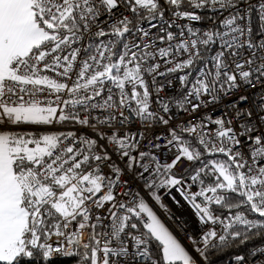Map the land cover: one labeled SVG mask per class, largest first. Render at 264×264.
Returning <instances> with one entry per match:
<instances>
[{
    "label": "snow or ice",
    "instance_id": "snow-or-ice-1",
    "mask_svg": "<svg viewBox=\"0 0 264 264\" xmlns=\"http://www.w3.org/2000/svg\"><path fill=\"white\" fill-rule=\"evenodd\" d=\"M261 237L264 0H0V264H209Z\"/></svg>",
    "mask_w": 264,
    "mask_h": 264
},
{
    "label": "built area",
    "instance_id": "built-area-1",
    "mask_svg": "<svg viewBox=\"0 0 264 264\" xmlns=\"http://www.w3.org/2000/svg\"><path fill=\"white\" fill-rule=\"evenodd\" d=\"M203 15L205 17H208V16H213L214 14L212 12H210V11H204ZM215 15H219V14L217 13ZM211 24H212L211 20L205 19L204 21H202L197 26L202 27V28H207V27L211 26ZM216 24H217V26H219V20H217ZM230 103H231V99L224 98L221 103L215 105L214 106L215 115L219 116L225 110V106L229 105ZM207 111L212 112L213 111V107H209L207 109ZM139 128H140L139 124H134V125L131 126V131H137V130H139ZM165 131H166V129H164V128L155 127V128H153L151 130V132L149 134L152 135V136H155V135L160 134L161 132H165ZM161 142H163V141H161ZM104 171L107 172L108 169H104ZM125 178L127 179L128 177H125ZM133 186L135 187L136 185H133ZM123 190H124L123 188L120 189V191H123ZM173 195H177V198L179 199L178 194H176L174 191H173ZM165 200L169 204V206L173 208V211L176 213L177 217H182L185 220L189 219L190 209L188 207L185 206V207L177 208L170 199H168L166 197ZM162 219L165 220V222L169 225V227L174 232L176 231L175 224L172 221H169L167 219V217H164V216H162ZM192 231L193 232H198L199 231L198 226L193 225ZM176 234L179 236V238L182 240V242L185 244V246L191 251L192 250L191 249V245L184 238V236L182 234L178 233V232ZM262 245H264V244H262ZM64 257H66V256H62V255L61 256H54L51 260H61ZM229 264H233V262H231Z\"/></svg>",
    "mask_w": 264,
    "mask_h": 264
},
{
    "label": "trees",
    "instance_id": "trees-1",
    "mask_svg": "<svg viewBox=\"0 0 264 264\" xmlns=\"http://www.w3.org/2000/svg\"><path fill=\"white\" fill-rule=\"evenodd\" d=\"M264 244V237L251 241L250 243L224 251H214L209 259V264H229L233 262V257L237 254L248 255L251 248ZM33 264H42V261H34ZM50 264H77L76 257H64L61 260H51Z\"/></svg>",
    "mask_w": 264,
    "mask_h": 264
}]
</instances>
